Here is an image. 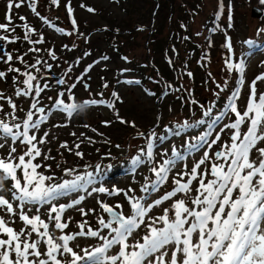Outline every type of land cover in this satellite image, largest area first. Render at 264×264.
I'll return each mask as SVG.
<instances>
[{
  "label": "snow or ice",
  "instance_id": "1",
  "mask_svg": "<svg viewBox=\"0 0 264 264\" xmlns=\"http://www.w3.org/2000/svg\"><path fill=\"white\" fill-rule=\"evenodd\" d=\"M24 2L25 0H8L6 22L0 23V30L15 32V28L10 27L12 9L21 7ZM50 2L59 6V0ZM28 6L55 32L67 36L79 33L71 0L66 3L72 25L70 31L56 26L47 17L42 16L37 11V0H28ZM80 7L86 6L82 4ZM86 10L95 11L91 7ZM223 11L224 2L219 0L217 17L222 16ZM231 19L230 10L229 21ZM20 20L26 21V18L21 16ZM227 27L231 28V23ZM23 28L24 40L33 45L27 52L15 57L24 66L23 70L12 66L14 57L10 52L0 53V62L9 65L6 71L0 70V79L5 78L8 73H16L13 82L17 83L22 75L24 79L19 83L23 87H17L15 96L25 98L24 103L28 104L25 115L18 117L15 115L17 104L10 97L7 98L13 109V112L8 113L12 122L0 119V134L5 141L0 142V152L3 153L0 155V213H3L0 214V264H264V92L257 93V82L264 81V73L251 81L246 107L241 111L237 102L245 84L246 64L244 60L234 62L231 56H226V69L230 73L235 70L238 74L237 86L226 98L224 110L208 125L209 130L195 137V142L190 145L193 150L205 147L201 157L192 163L191 167L185 163L182 169L173 172L177 160H185V156L173 149L174 158L164 159L156 165L155 142L163 137H158L154 130L151 131L146 137V147L140 148L139 154L132 158L131 165L133 170L143 164L152 165L150 171L156 179L141 188L145 195L136 196L131 194L135 191L132 188L125 190L116 187L110 189L102 184L95 186L97 174H103L99 164L95 166L94 171L88 170L92 165L85 164V171L82 173L74 167L63 168L64 175L74 176L73 179L61 180L55 174H45L43 169L50 170L52 167L47 161L55 158L50 155V149L45 152L41 147L48 142L49 132L45 131L39 138L38 133L52 112L59 111L70 120L74 114L88 107L104 106L115 109V102L120 97L117 92H113V99L109 100L100 92L99 98L76 103L74 94L70 99H66L65 92L60 91L55 98L48 97L49 101H52V107L46 111L45 106H42V93L50 90V84L45 82L41 86L40 80L46 77L37 74L41 73L42 68L51 72L53 65L40 56L36 57L34 63L25 59L29 52H41L43 49L35 45H41L45 41L43 33L39 34L38 39H31V35L37 32L36 28L27 23ZM19 39L18 36H0V42L14 43ZM247 43L251 45L254 41L249 40ZM208 44L209 47L212 46L211 41H208ZM223 46L229 53L233 52L230 36H225ZM75 47V44L71 48L63 45V48L69 51ZM47 52L52 60L58 59L55 48H49ZM100 59L107 60L108 57ZM123 59L127 60V57ZM206 59L210 60L207 53L202 57V61ZM79 62L80 58H77L75 63ZM168 62L171 65V59ZM98 63L100 60L94 61L76 77V82L69 86V93L71 89L76 88L77 83L84 81V76ZM72 67L73 65L69 64L64 75L71 72ZM186 75L191 78L193 74L189 71ZM208 76L211 77L210 72ZM125 82L140 83L134 80ZM56 83L65 85L66 80L57 77ZM228 83L227 79L223 85L216 83L219 91L214 95L217 98L226 90ZM83 86L85 89L89 88L86 82ZM103 87L107 88V83ZM166 88L171 89L173 85L168 84ZM164 94L167 95V91ZM0 99H5L2 93ZM191 103L199 102L193 99ZM199 107L204 110L203 116L209 117L215 102L206 110L202 104ZM0 110H3L2 105ZM229 114H233L235 119L224 123L216 131L214 125ZM116 116L120 123H130L132 127H136L135 122L120 118L118 111ZM204 122L199 120L190 124L185 120L175 127L186 129ZM103 123L107 125L110 122ZM60 126L62 125H54ZM213 132L214 138L209 140ZM175 134L180 135V132ZM72 135L75 136V133ZM137 135L143 137L145 133L138 132ZM222 135L228 139L222 140ZM88 140L89 143L92 142L91 138ZM214 145L216 150H213ZM21 146L22 151L18 153ZM116 147L119 148L120 145ZM60 148L72 152L80 159L84 158V153L79 151L80 143L74 145V152L68 148L67 141L62 142ZM38 158H42L44 163L37 162ZM57 167L60 165L57 164ZM170 174L174 187L159 199L147 202L150 192L158 191L161 185L166 184ZM72 194H76L74 198H70ZM93 194H122L130 206V214H124L123 204H109L100 199L97 200L99 212L94 208L85 210L80 207ZM61 198L69 199L67 203H61ZM165 201H172L171 206L164 207L162 214L156 215L153 209ZM70 209L77 210L82 217L94 213L96 226L93 227L87 219H83L76 224L77 231H65L73 220L71 216L65 218V213ZM42 211L46 218L42 217ZM16 221L22 224L19 229L12 226ZM142 225L146 229L143 235L140 234L143 231ZM78 237L95 238L100 243L80 248L78 243H73Z\"/></svg>",
  "mask_w": 264,
  "mask_h": 264
},
{
  "label": "rangeland",
  "instance_id": "2",
  "mask_svg": "<svg viewBox=\"0 0 264 264\" xmlns=\"http://www.w3.org/2000/svg\"><path fill=\"white\" fill-rule=\"evenodd\" d=\"M7 2L8 0H0V23L6 22ZM223 2V14L217 17L219 0H71L79 33H83V35L74 33L72 36L57 33L44 24L30 10L28 0H25L21 7H14L10 27L15 28V32L0 30V36H18L20 39L14 43L0 42V53L10 52L14 57L12 66L23 70L24 66L15 57L33 47L24 40L23 25L27 23L37 29V32L31 35L32 40L38 39L39 34L43 33L45 42L35 45L43 50L39 53L29 52L25 59L29 63H34L36 57L40 56L53 65L51 72L42 68L41 73L37 74L46 77L40 80L41 86L45 82L50 84V90L42 93V106H45L46 111L52 107V101H49L48 97L55 98L60 91L65 92L66 99H70L74 94L76 103L99 98L100 92H103L105 99L112 100L113 92H117L120 97L115 102V109L104 106L88 107L74 114L70 120L59 111L52 112L49 120L41 126L38 133L39 138L45 131L49 132L48 142L41 147L45 152L50 149V155L55 158L47 161L52 167L50 170L43 169L45 174H55L61 180L73 179L74 176L64 175L63 168L74 167L82 173L85 171L83 167L85 164L92 165L89 171H94L95 166L99 164L103 174H97L95 186L102 184L110 189L132 188L135 190L132 195L143 196L145 193L141 188L146 184L150 185L156 177L150 171L152 165L143 164L133 170L131 160L139 154L140 148L146 147V137L153 130L158 137H163L155 142L156 165L162 163L164 159L174 158L173 149H175L185 156V160H177L173 172L182 169L185 163L191 167L192 163L201 157L205 147L193 150L190 145L195 142V137L209 130L208 125L224 110L226 98L237 86L238 74L235 70L230 73L226 69L224 58L231 56L234 62L244 60L246 64L245 84L241 90V98L237 102L241 111L246 107L251 81L257 75L264 73L262 44L264 38L258 39L264 34V0H223ZM66 3L67 0H59L57 7L52 5L50 0H37V11L56 26L70 31L72 25ZM82 4L86 7L81 8ZM253 5L263 10L260 16L251 15ZM87 7L95 11L88 12ZM230 10L231 21H229ZM21 16L25 17L26 21L20 20ZM229 23L232 25L231 28L227 27ZM214 28L217 30L213 31ZM226 35L231 37L232 53L223 46ZM249 40L254 43L250 45L247 43ZM208 41L212 42L211 47ZM73 44L76 47L71 51L63 48V45L71 48ZM49 48H55L57 60H52L48 56ZM206 53L210 56V60L202 61ZM104 56L108 59L101 60L100 58ZM124 57H127V60L123 59ZM77 58H80L79 64L75 63ZM169 59L172 61L171 65ZM97 60H100V63L95 64L84 76V81L77 83L76 88L71 89L69 93V86L76 82V77ZM69 64L73 65L72 71L64 75ZM8 66L0 62V70L6 71ZM124 69L127 71H122ZM189 71L193 74L191 78L186 75ZM209 72L211 77L208 76ZM16 75V73H8L5 78L0 79V93L5 97L0 99V105L3 106V110H0V119L9 123L12 120L8 113L13 112V109L7 98L10 97L17 104L16 116L23 117L28 110V104L24 103L25 98L15 96L17 87H23L19 81L24 79L21 75L19 81L14 83L13 76ZM57 77H63L66 84L58 85ZM225 79L229 81L228 87L217 98L214 95L219 91L216 83L223 85ZM127 80L140 81V83L129 84L125 82ZM85 82L89 85L88 89L83 86ZM105 83L108 85L107 88L103 87ZM168 84L173 85V88H166ZM177 88L180 90L176 91ZM165 91L167 95L164 94ZM260 92H264V81L257 82V93ZM193 99L199 103L192 104ZM212 102H215L212 113L209 117L203 116L204 110L199 105H204L206 110ZM117 111L120 118L127 122H135L136 127H132L130 123H120L116 116ZM233 119H235L233 114L225 116L214 125V129L218 131L224 123ZM185 120L190 124L199 120L205 122L186 129L175 127ZM104 121L110 123L105 125ZM65 124L67 126H63ZM54 125L62 126L54 127ZM177 131L180 135L175 134ZM138 132H144L145 136H138ZM72 133H75V136ZM214 135L215 132L209 140L214 138ZM88 138H91V143ZM221 138L228 139L224 135ZM64 141H67L68 148L73 149V152L74 145L80 143L79 151L84 153V158L80 159L72 152L60 148V144ZM0 142H5L2 134H0ZM116 145L120 147L117 148ZM22 148L23 146L18 148V153ZM213 150H216L215 145ZM2 154L0 152V155ZM37 162L44 163L42 158H38ZM57 164L60 165L59 168ZM173 187L170 174L166 184L161 185L158 191L150 192L147 202L159 199ZM75 195L72 194L70 198H74ZM68 199L61 198L60 202L67 203ZM98 199L109 204H123L124 214H130V206L122 194L120 196L93 194L80 207L85 210L94 208L99 212ZM171 203L172 201H165L164 204L153 209V212L161 215L162 209L170 207ZM68 216L73 220L69 229L65 231H77L76 224L83 219H87L93 227L96 226L94 213L82 217L77 210L70 209L65 213V218ZM42 217L46 218L43 211ZM12 226L19 229L22 224L16 221ZM141 228L143 231L140 234L143 235L146 229L143 225ZM56 234L59 235V232ZM73 243H78L80 248H86L98 245L100 241L95 238L78 237Z\"/></svg>",
  "mask_w": 264,
  "mask_h": 264
},
{
  "label": "water",
  "instance_id": "3",
  "mask_svg": "<svg viewBox=\"0 0 264 264\" xmlns=\"http://www.w3.org/2000/svg\"><path fill=\"white\" fill-rule=\"evenodd\" d=\"M263 10L259 7V6H257V5H253L252 7H251V15L252 16H254V17H258V16H260L263 12H262ZM263 45H264V41H263V43H262ZM262 45V46H263Z\"/></svg>",
  "mask_w": 264,
  "mask_h": 264
},
{
  "label": "trees",
  "instance_id": "4",
  "mask_svg": "<svg viewBox=\"0 0 264 264\" xmlns=\"http://www.w3.org/2000/svg\"><path fill=\"white\" fill-rule=\"evenodd\" d=\"M264 38V34H262L258 39H263Z\"/></svg>",
  "mask_w": 264,
  "mask_h": 264
}]
</instances>
